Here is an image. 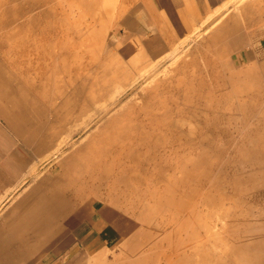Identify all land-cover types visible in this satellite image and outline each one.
<instances>
[{
    "label": "rangeland",
    "instance_id": "obj_1",
    "mask_svg": "<svg viewBox=\"0 0 264 264\" xmlns=\"http://www.w3.org/2000/svg\"><path fill=\"white\" fill-rule=\"evenodd\" d=\"M247 4L264 29V0H233L150 57L127 39L161 22L144 0H0V264L39 260L60 200L74 234L97 208L134 227L78 264H264V64L224 48Z\"/></svg>",
    "mask_w": 264,
    "mask_h": 264
},
{
    "label": "crops",
    "instance_id": "obj_2",
    "mask_svg": "<svg viewBox=\"0 0 264 264\" xmlns=\"http://www.w3.org/2000/svg\"><path fill=\"white\" fill-rule=\"evenodd\" d=\"M147 2V6L151 12H154L161 18L160 23H156L145 14V20L143 22H135L137 25H142L143 28L139 31L132 32L128 40H135L134 44L139 43L140 49L145 48L150 53V57L153 54H158L164 49H170L171 43L174 41L175 34H185L190 32L196 25L207 18L216 17L218 12L221 13L226 7L229 9V5L233 0H144ZM221 9V10H220ZM218 11V12H217ZM217 12V13H216ZM147 13V9H146ZM225 11L223 12V14ZM217 14V15H215ZM221 14V16H223ZM230 11L227 15L229 21L224 23L223 29L225 32V45L224 48L229 50L230 64L232 65H261L264 64V29L259 30L261 23L260 16L254 13L250 14V6L242 5L240 14ZM153 15V14H152ZM240 20V27L233 25V19ZM251 18V19H250ZM130 25V24H129ZM222 29V30H223ZM230 30V32H229ZM175 33V34H173ZM121 42V39L118 38ZM136 47V46H135ZM154 52H150V51ZM51 205L48 207V211H43L36 219L31 223L34 227L39 229L34 231L33 241L37 240L39 246L34 247V253L32 258L38 257L39 260H33V264H60L67 260L65 264H78L81 260H90L98 256H93L92 250H90V241L99 242L104 241L106 246L103 247H117L119 243L125 239H129L133 234L130 232L134 227H131V220L125 218L116 217L115 214L112 218L107 217L106 214L100 212V209H96L97 218L94 216H88L81 218L80 225H85L81 235L74 234L71 227V220H73V207L70 212L64 218L58 219L54 216V208ZM52 208V209H51ZM63 220V222H62ZM59 222V223H58ZM30 224V223H29ZM64 225L65 230H68V234L61 240L58 248H62L68 244L70 247L61 256H56L53 261V255H55L56 248L51 247V242L55 241V233L57 225ZM43 226V229H42ZM47 227V228H45ZM34 230V229H33ZM45 231V242L48 244L44 249V253H41V240L40 232ZM3 229H0V242L6 241V235ZM96 237H92V236ZM4 236V237H3ZM75 236V237H74ZM92 237V238H91ZM3 243L1 244L3 246ZM0 247L2 248V246ZM37 250V254H35ZM102 253V252H101ZM40 258H44L41 260Z\"/></svg>",
    "mask_w": 264,
    "mask_h": 264
},
{
    "label": "bare ground",
    "instance_id": "obj_3",
    "mask_svg": "<svg viewBox=\"0 0 264 264\" xmlns=\"http://www.w3.org/2000/svg\"><path fill=\"white\" fill-rule=\"evenodd\" d=\"M114 1H115V0H114ZM36 2H38V0H36ZM111 4H112V3H111ZM113 6H114V5H113ZM220 10H221V9H220ZM217 12H218V11H217ZM217 12H216V13H217ZM218 15H219V12H218ZM218 15H217V16H218ZM220 16H221V15H220ZM218 18H219V17H218ZM206 20H207V19H206ZM213 21H214V20H213ZM213 23H214V22H213ZM192 30H193V29H192ZM194 32H195V31H194ZM194 32H193V33H194ZM197 36H198V35H197ZM147 70H148V69H147ZM151 70H152V69H151ZM145 71H146V70H145ZM145 71L141 73V75H140L141 77H143V75L145 74ZM148 72H149V71H148ZM148 72H147V73H148ZM150 75H151V74H150ZM144 76H145V75H144ZM147 78H148V77H147ZM149 78H150V77H149ZM149 78H148V79H149ZM151 78H152V77H151ZM131 93H132V92H131ZM108 95H109V94H108ZM111 100L113 101V99H111ZM115 102H116V101H115ZM122 102H123V101H122ZM111 103H112V102H111ZM113 103H114V102H113ZM120 103H121V102H120ZM110 105H111V104H110ZM105 106H106V105H105ZM120 106H121V104H119V107H120ZM108 107H110V106H108ZM97 110H98V108H96L95 111H97ZM113 110H114V109H113ZM96 113H97V112H96ZM100 113H101V112H99L98 114L101 115L102 113H101V114H100ZM96 115H97V114H96ZM99 117H100V116H99ZM92 118H93V117H92ZM73 121H74V120H73ZM87 122H88V121H87ZM87 122H84V123H87ZM83 125H84V124H83ZM68 133H69V132H68ZM68 138H69V137H68ZM67 140H68V139H67ZM67 140H66V141L64 140V141L67 142ZM80 140H81V139H80ZM63 143H64V142H63ZM76 143H77V142H76ZM58 144H60V143H58ZM58 144H57V145H58ZM64 144H65V143H64ZM57 145H56V147H57ZM43 146H44V145H43ZM59 147H60V145H59ZM68 148H69V147H68ZM56 150H57V149H55V151H56ZM63 152H64V151H63ZM33 178H34V177H33ZM72 197H74V196H72ZM55 199H56V197L53 198L52 202H54ZM74 199H75V200H78V199H80V197H79V196H75ZM49 203H50V202H49ZM58 204H59V205H58ZM62 204H63V203H62L61 200H60L56 205H57V206H61ZM56 205H55V208H54V215H55V213L58 211ZM37 208H38V207H37ZM39 209H40V207H39ZM42 210H43V209H42ZM40 211H41V209H40ZM38 214H39V213H38ZM40 214H41V213H40ZM55 216L57 217L58 215H55ZM210 225H211V224H210ZM203 228H204V227H203ZM211 228H212V227H211ZM211 228H210V229H211ZM210 236H211V235H210ZM211 237H212V236H211ZM201 238H202V237H201ZM187 246H188V245H187ZM137 254H138V253H137ZM140 254H141V253H140ZM142 254H143V253H142ZM142 261H143V260H142ZM199 263H200V262H199Z\"/></svg>",
    "mask_w": 264,
    "mask_h": 264
}]
</instances>
